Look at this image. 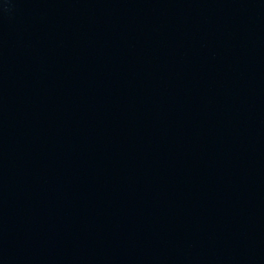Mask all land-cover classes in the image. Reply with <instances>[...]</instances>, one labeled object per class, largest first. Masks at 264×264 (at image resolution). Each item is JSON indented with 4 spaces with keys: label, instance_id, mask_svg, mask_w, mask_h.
<instances>
[{
    "label": "water",
    "instance_id": "95a60500",
    "mask_svg": "<svg viewBox=\"0 0 264 264\" xmlns=\"http://www.w3.org/2000/svg\"><path fill=\"white\" fill-rule=\"evenodd\" d=\"M0 264H264V0H0Z\"/></svg>",
    "mask_w": 264,
    "mask_h": 264
}]
</instances>
